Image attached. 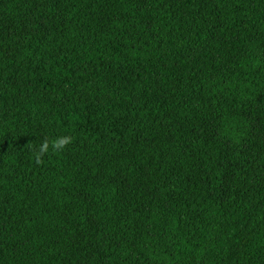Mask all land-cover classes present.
I'll list each match as a JSON object with an SVG mask.
<instances>
[{"label": "trees", "instance_id": "obj_1", "mask_svg": "<svg viewBox=\"0 0 264 264\" xmlns=\"http://www.w3.org/2000/svg\"><path fill=\"white\" fill-rule=\"evenodd\" d=\"M0 264H264V0H0Z\"/></svg>", "mask_w": 264, "mask_h": 264}, {"label": "clouds", "instance_id": "obj_2", "mask_svg": "<svg viewBox=\"0 0 264 264\" xmlns=\"http://www.w3.org/2000/svg\"><path fill=\"white\" fill-rule=\"evenodd\" d=\"M72 142L71 136H61L51 141V145L54 151H62L68 144ZM49 141L45 140L39 148V152L36 155L37 163L42 162V156L48 151Z\"/></svg>", "mask_w": 264, "mask_h": 264}]
</instances>
